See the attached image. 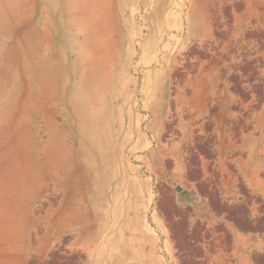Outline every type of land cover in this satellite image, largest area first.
<instances>
[{"label":"rangeland","instance_id":"374dc122","mask_svg":"<svg viewBox=\"0 0 264 264\" xmlns=\"http://www.w3.org/2000/svg\"><path fill=\"white\" fill-rule=\"evenodd\" d=\"M0 264H264V0H0Z\"/></svg>","mask_w":264,"mask_h":264}]
</instances>
